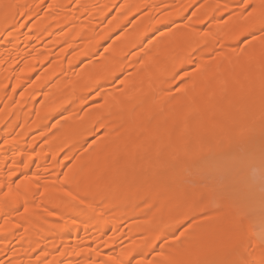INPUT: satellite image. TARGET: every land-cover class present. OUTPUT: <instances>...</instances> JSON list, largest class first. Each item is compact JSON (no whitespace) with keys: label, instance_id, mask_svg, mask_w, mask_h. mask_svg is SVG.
Instances as JSON below:
<instances>
[{"label":"bare ground","instance_id":"1","mask_svg":"<svg viewBox=\"0 0 264 264\" xmlns=\"http://www.w3.org/2000/svg\"><path fill=\"white\" fill-rule=\"evenodd\" d=\"M221 113L264 119V0H0V264H264Z\"/></svg>","mask_w":264,"mask_h":264},{"label":"rangeland","instance_id":"2","mask_svg":"<svg viewBox=\"0 0 264 264\" xmlns=\"http://www.w3.org/2000/svg\"><path fill=\"white\" fill-rule=\"evenodd\" d=\"M176 87V86H175ZM176 89V88H175ZM218 118L220 119L219 122H223L221 123L222 126H218V127H212L209 128L208 132L206 133L204 139H203V146L207 149V146L209 147L210 144L213 142L212 140H214L218 134V130L221 127L225 128L227 127L226 125H223L226 123V117H224V115L219 116ZM264 118V117H263ZM264 119H261L259 125H257L258 123H256V125H254L255 127H253L252 129L242 133L241 132V128H239L237 126H232V127H228L227 129V133L229 134V141L222 144L220 147H215V151L213 152L212 156L209 155L207 158H205L204 160H209L210 162H214L215 164H224L223 167H229V165H231V168H234L236 171L239 172H243V165H246V167L244 166L245 170L246 168H248V171L250 173L251 176H253L254 179L262 181L264 183V173L261 172L260 170H262L263 166L261 165V163H259V161H253L252 157L253 155H258L260 156V153L262 155H264V122L262 121ZM263 122V123H261ZM225 129V130H226ZM212 141V142H210ZM210 144H209V143ZM109 153L107 150H101L98 152L99 157L101 158V160H106V158L109 156ZM211 156V157H210ZM212 160V161H211ZM214 160V161H213ZM216 160V162H215ZM71 160H69L68 162H65V164H69ZM221 162V163H220ZM226 164L228 166H226ZM235 165V166H233ZM233 166V167H232ZM238 167V168H237ZM230 168V167H229ZM240 168V169H239ZM262 168V169H261ZM239 169V170H238ZM177 170L176 169H172L170 170V168H166V169H161L159 170V173L161 174L160 176L164 178H169L168 176H173L172 174L175 175V173ZM94 174V173H93ZM167 176V177H166ZM259 178V179H258ZM262 179V180H261ZM223 175H220L218 177V181L219 182H223ZM227 257V256H225ZM224 257V258H225ZM223 258V264H227V258L224 259Z\"/></svg>","mask_w":264,"mask_h":264}]
</instances>
